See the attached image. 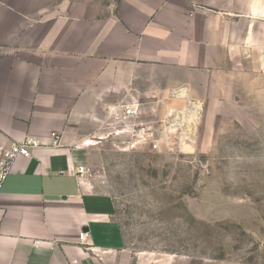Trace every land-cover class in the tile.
<instances>
[{
  "label": "crops",
  "instance_id": "1",
  "mask_svg": "<svg viewBox=\"0 0 264 264\" xmlns=\"http://www.w3.org/2000/svg\"><path fill=\"white\" fill-rule=\"evenodd\" d=\"M262 12L264 0H0V143L47 145L0 190V264H143L112 198L74 170L109 143L96 145L97 123L123 99L156 122L158 148L169 121L182 133L206 104L264 103Z\"/></svg>",
  "mask_w": 264,
  "mask_h": 264
},
{
  "label": "rangeland",
  "instance_id": "2",
  "mask_svg": "<svg viewBox=\"0 0 264 264\" xmlns=\"http://www.w3.org/2000/svg\"><path fill=\"white\" fill-rule=\"evenodd\" d=\"M175 122L168 147L89 152L126 253L143 264H264V103L206 104L179 134Z\"/></svg>",
  "mask_w": 264,
  "mask_h": 264
},
{
  "label": "built area",
  "instance_id": "3",
  "mask_svg": "<svg viewBox=\"0 0 264 264\" xmlns=\"http://www.w3.org/2000/svg\"><path fill=\"white\" fill-rule=\"evenodd\" d=\"M124 100V99H123ZM121 101L112 107H106L104 116L97 123L95 140L96 145L101 141H108L113 147L120 150H128L139 146L157 150L158 145L154 140L156 131L155 121L141 119L142 113L138 105L128 104ZM59 136L53 135L52 146H59ZM91 141H85V146ZM47 145L31 137H25L19 141L0 143V190L12 166L19 157L29 158L31 152ZM92 177L91 170L87 165H78L74 170V178L78 184L89 181ZM88 234L80 232L78 244L84 249H91L86 242Z\"/></svg>",
  "mask_w": 264,
  "mask_h": 264
},
{
  "label": "bare ground",
  "instance_id": "4",
  "mask_svg": "<svg viewBox=\"0 0 264 264\" xmlns=\"http://www.w3.org/2000/svg\"><path fill=\"white\" fill-rule=\"evenodd\" d=\"M262 13H264V12H262ZM191 122V121H190ZM193 122V121H192ZM188 150H189V148H187Z\"/></svg>",
  "mask_w": 264,
  "mask_h": 264
}]
</instances>
